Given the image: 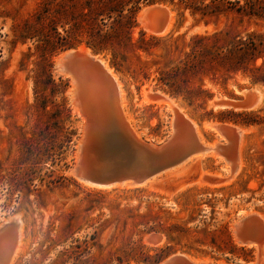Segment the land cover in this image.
I'll list each match as a JSON object with an SVG mask.
<instances>
[{
  "label": "rangeland",
  "instance_id": "374dc122",
  "mask_svg": "<svg viewBox=\"0 0 264 264\" xmlns=\"http://www.w3.org/2000/svg\"><path fill=\"white\" fill-rule=\"evenodd\" d=\"M82 1L0 0V227L16 217L23 223L25 250L14 263L65 264L63 260L66 256H63V260L59 258L61 252L70 250L71 246L84 245L85 242L92 244L95 241L92 238L102 245L103 251L93 249L86 257L91 261L86 264H99L110 253L120 255L121 251L128 249L133 243L142 242L150 248H164L167 239L162 233H147L145 228L135 225L137 220L134 222L133 216L146 213L148 205H151L152 212H158L168 224L186 223L189 228L205 227L209 232L225 229L236 247V253L231 255L217 253L207 247L188 253L186 250L177 251L175 245L176 251L163 260L185 254L194 260L215 263L255 262L257 251L237 241L234 225L248 211H258L264 215V86H253L247 77L238 75L228 83V90L236 96L231 98L221 85L207 80L208 87L215 92L214 100L206 105L207 111L213 109L217 113L225 110L217 109L213 104L220 101L243 102L247 100L249 93H253L255 99L246 109L234 110L255 112L259 123L246 126L223 123L217 119L199 122L195 119L194 111H204L190 108L181 99L177 100L157 87L154 70L150 72L149 79H146L141 71L136 76L133 73H120L113 68L123 83L128 112L144 139L159 142L170 136L172 110L165 99L167 95L198 124L205 139L215 141L218 138L215 131L204 128L205 123L228 124L247 129L241 152L242 167L237 176L228 182L224 177L231 170L229 164L223 157L218 161L209 158L196 162L191 169L164 176L152 188L109 191L88 188L76 179L73 172L82 121L69 102L72 84L69 79L57 75L53 70L56 58L63 52L49 60L53 78L57 82L59 79L68 82L66 106L71 111L72 129L76 136L67 151L63 149L65 153L57 147L63 143L61 132L52 127L50 117L45 114L38 117L36 111L35 79L41 76L39 64L42 51L39 47L43 46V42L41 38H36L23 43L16 36L24 24L38 12L48 15L49 20L56 18L59 23H64L67 19L64 12L79 11ZM155 6L168 8L173 13L175 30L171 34L185 36L181 45H186L195 34L223 29L226 23L235 19L233 14H229L227 17H220L218 25L212 22L205 26L203 22H198V17H193L189 10H185L179 1L171 0L147 4L139 14L144 9ZM47 22L48 20L44 21V24ZM253 30L263 32L264 27L253 21L237 26V31L243 35L245 31ZM58 31L63 33L61 24L58 25ZM142 33L154 36L148 35L138 15V26L133 30V39L138 40ZM81 47L89 48L85 42ZM162 53L160 50L155 52L159 56ZM99 56L111 66L108 53ZM55 101L60 103L61 98L58 97ZM31 138L36 139L35 142L40 145L56 147L53 158H45L36 166L33 161L35 154L23 155V149L26 151L36 145L33 141L29 144L32 147L26 145L25 148L26 140ZM234 151L231 149L229 154H234ZM216 174L221 177L215 176ZM210 177L218 178L220 182L215 184ZM153 235L161 236V241L154 242ZM217 236L218 244L224 246L221 237ZM245 255H250L247 256V261ZM132 263L145 264L135 261L128 264Z\"/></svg>",
  "mask_w": 264,
  "mask_h": 264
},
{
  "label": "trees",
  "instance_id": "16d2710c",
  "mask_svg": "<svg viewBox=\"0 0 264 264\" xmlns=\"http://www.w3.org/2000/svg\"><path fill=\"white\" fill-rule=\"evenodd\" d=\"M165 1L83 0L79 11L64 12L67 18L64 23H59L56 18L49 20L48 15L38 12L17 33V39L23 43L36 38H41L43 42V46L39 47L42 51L39 64L41 76L35 79L36 111L38 117L44 114L50 117L52 127L61 132L63 143L57 146L60 150L67 151L76 132L72 129L71 111L66 106L68 82L62 79L57 82L53 78L49 58L59 52L79 48L84 42L95 54L108 53L111 66L120 73L137 76L141 71L149 79L150 72L154 70L157 87L171 97L181 99L190 108L204 111H194L195 119L199 122L217 119L223 123L246 126L259 123L255 112H236L232 109L217 113L213 109L207 111L206 105L214 100L215 92L206 81L221 85L231 98L236 96L228 90V83L238 75L247 77L253 86H264V31H245L244 35L237 31V26L252 21L264 27V0H171L179 1L205 26L212 22L218 25L220 17L229 14H233L235 19L226 23L223 29L191 36L186 45H181L184 35L174 34L157 37L142 33L135 41L132 33L138 26V15L143 6ZM46 20L48 22L44 24ZM59 24L63 33L58 31ZM157 50L163 53L156 55ZM58 97L61 98L60 103L55 101ZM35 140H26L25 148L33 141L36 145L22 152L23 155L35 154L33 161L38 166L45 158H53L56 147L40 145ZM147 209L146 213L133 216L134 222L137 220L135 225L142 226L147 233H162L167 239L166 247L150 248L142 242L133 243L120 255L110 253L99 264H128L132 261L157 264L176 251L175 245L177 251L186 250L188 253L203 247L222 254L236 253L232 237L225 229L209 232L205 227L189 228L186 223L168 224L158 212H152L151 205ZM217 235L224 246L218 244ZM92 240H95L92 244L85 242L84 245L71 246L70 250L61 252L59 258L63 260V256H66L63 260L65 264L89 263L91 260L86 257L93 249L103 251L102 245L95 238Z\"/></svg>",
  "mask_w": 264,
  "mask_h": 264
},
{
  "label": "water",
  "instance_id": "95a60500",
  "mask_svg": "<svg viewBox=\"0 0 264 264\" xmlns=\"http://www.w3.org/2000/svg\"><path fill=\"white\" fill-rule=\"evenodd\" d=\"M157 11L161 16H156ZM147 12V19H156L162 32L168 23V12L158 6ZM53 70L70 80L69 102L82 121L73 170L77 179L101 188H140L191 158L203 155L207 145L214 142L205 138L202 141L190 120L183 116L180 119L172 109L171 134L166 140L156 142L140 138L124 116L115 77L100 61L79 52V48L61 53ZM253 99L254 94L249 93L246 101L225 102L223 105L243 110ZM221 127L219 133L224 141H228L227 145L235 138L234 134L239 138L237 129ZM225 149L227 146L222 151ZM210 180L220 182L218 178L210 177ZM259 214L264 217L258 211H248L239 217L234 226L235 236L254 246L264 244V220ZM21 222L10 220L0 227V264L11 263ZM152 240L159 242L161 236L153 235ZM189 257L177 254L157 264H220L197 262Z\"/></svg>",
  "mask_w": 264,
  "mask_h": 264
},
{
  "label": "bare ground",
  "instance_id": "6f19581e",
  "mask_svg": "<svg viewBox=\"0 0 264 264\" xmlns=\"http://www.w3.org/2000/svg\"><path fill=\"white\" fill-rule=\"evenodd\" d=\"M162 9H164V10H166L168 12V17H167L168 18V23H167V26L165 27V29L162 32H161V29H159V27H158L159 25H158V21L156 19L155 20L152 19V21L150 19L149 20L147 19L148 18V16H147L148 12L147 11H149L150 8L144 9L139 14V21L144 26V28L147 31L148 35H155V36L163 37V36L170 35L172 32H174L175 23H174V15H173V13L168 8L162 7ZM156 14H157L156 16H159V15L161 16V12L157 11ZM79 52L85 54L86 56H89L91 58H95L96 60L100 61L104 65V67L107 70H109V72H111V74L115 77V79L117 80L118 88H119V93H120V98H121V108L123 110L124 116L126 117L128 123H130V125H132L134 130L137 132L138 136L140 138H143L142 133L138 130L136 124L134 123V120H133L131 114L128 112L126 92L124 90L123 83L121 82L120 77L118 76L117 72L113 69V67L110 66L109 62L106 59H104L102 56H99V55L95 54L91 49H89L87 47H81L79 49ZM63 77H65V76H63ZM71 92H72V88H71L69 94H71ZM165 99L167 101V104L171 107L172 110H174L177 113L179 118L181 119L182 116H183L184 119L190 120L191 124H193L196 127V130H197L199 138L202 141L205 140L204 137L202 136V133H201V130H200V127L198 126V124L195 121H193L192 119H190L185 114L183 109H180L178 107V105L176 104V102L173 99H171L167 95H165ZM225 102L226 101H220V102H216L213 105L215 107H217V109L218 108H222V109H232V110H234V108H232L231 106H224L223 103H225ZM235 110L239 111V109H236V108H235ZM221 126H223V125L216 124V123H205L204 124V128L205 129H212L218 135L217 140H215L212 144L207 145V151L203 155H198L196 157L191 158L189 161H187L186 163H184L180 167H177V168H175L173 170L167 171L166 173H164L163 175L159 176L158 178L150 181L149 183H147V185H145L143 187L144 188H152L155 185H157L164 176H167V175H170V174H174L176 172H182V171L186 170L187 168L191 169L194 166V164H196V162H199L200 160H206V159L211 158V159H214L215 161L216 160L218 161L222 157H223L222 159H224L227 162V164H229V168L231 169L229 171V173L227 174V176L224 177V179L226 181H228V182L232 181L237 176V174L240 172L241 167H242L241 152H242V149H243V146H244L245 137H246V135L248 133V130L244 129V128L234 127L233 125H228V124L224 125V126H226L228 128H231V129H237L238 130V135H239V138H237L236 134H234L235 138H232V142L227 145L228 141H226V140L224 141V139L222 138V136L219 133L220 128H222ZM226 146H227V149H225L226 151L223 150L224 151L223 152L222 148H226ZM231 149L235 150L234 154H233V152H232V154L231 153L229 154V151ZM238 153H239V155H238ZM215 176L221 177V176H218L217 174ZM77 180L80 181L82 183V185H84V186H86L88 188L98 189V190H108L109 191V190H113V189H118L119 190V189L134 188V187H129V186H124V187L116 186V187H112V188H101V187L86 183L83 180H80V179H77ZM228 182H226V184ZM140 188H142V187H140ZM246 214L247 213H245V215ZM260 217L263 218V220H264V217L262 215H260ZM12 220H19V222H21L19 217H16V218H14ZM22 231H23V223L21 222L19 241H18L16 250H15V253H14V257H13V259H12L10 264H15L14 262H15L16 258L19 257L25 250L24 241H23L24 237H23ZM234 235H235V227H234ZM235 237H236V239H237V241L239 243L244 244L247 247L254 248L257 251L256 262L259 263V264H264V244L255 245L254 246L253 244H251L249 242L246 243V242L242 241L237 236H235ZM189 258L193 259L191 256ZM196 261L197 262H203V263H214L212 261H207V260H205V261L196 260ZM132 264H135V263H132ZM220 264H224V263H220Z\"/></svg>",
  "mask_w": 264,
  "mask_h": 264
}]
</instances>
